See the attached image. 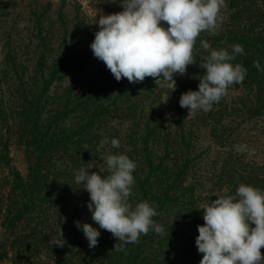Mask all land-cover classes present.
I'll return each mask as SVG.
<instances>
[{
    "label": "trees",
    "instance_id": "1",
    "mask_svg": "<svg viewBox=\"0 0 264 264\" xmlns=\"http://www.w3.org/2000/svg\"><path fill=\"white\" fill-rule=\"evenodd\" d=\"M226 3L228 9H234L231 18H236L238 21L243 18L247 25L243 28L238 27L240 31L236 29L226 36H213L211 41H207L209 44L213 42L218 49L225 48L229 51L234 44H241L244 47L245 54L237 55L232 61L233 64L239 63L247 68L244 82L232 86L234 89L238 88L241 93L229 101L227 96L223 97L213 106V110L206 113L198 111L190 121L184 118V110L179 104L181 96L178 98L177 95L172 94L168 104L179 117L175 131H167L168 127H163L165 121L157 120H153L152 127L150 123H145L140 133L137 128L139 124H134L128 130L126 136L133 146L128 156L140 164L137 165L139 169L136 168L133 173L137 183V187H134L135 198L139 202L148 201L157 207L159 203L165 202L171 189L179 186V190H183L182 185L190 174L193 161L190 155L194 124L199 121L211 123L214 125L215 137L221 138L228 134V138H232L237 136L240 123L246 122L248 117L255 118L264 113V73L253 66L256 60L264 66V0H226ZM257 18L255 25L252 21ZM260 22L263 24H258ZM41 25L42 20L37 17L38 38L45 40ZM68 48L67 51L75 50V43ZM12 52L14 51L11 49L6 55L7 70L3 72V75L6 73L7 81H0V164L8 168L7 174L0 175V264H37L36 251L40 242L46 240L44 238L47 237L46 233L49 229L48 217L50 218L53 209L60 213L63 209L65 212L69 209L70 220L65 223L69 226L68 235L77 232L76 221L82 223L93 221L87 207L88 193L84 195L86 197H80L79 201L74 199L75 194L78 193L74 174L80 167L88 166L92 159L98 156L97 151H94V143L103 135L101 132H92L88 135V132L94 127L107 124L110 113L115 112L110 110L103 100L105 93L114 90L115 86L120 93L126 87H122L124 86L122 81H111V71L103 61H100L106 81L83 86L79 93L75 92L76 85L70 86L66 94L61 97L56 96L51 101L47 94L62 68L60 70L56 65L54 69H47L45 66L47 54L43 51L35 74L38 81H21L22 92L19 94V87H14L8 81V75L11 73L8 70L9 66L15 63ZM5 82L8 85H4ZM139 83L142 90L152 89L151 83L147 81ZM179 83L181 92L185 85L183 81ZM189 83L191 89L198 90L199 80ZM119 93L117 92V95L120 96ZM126 98L132 97L127 94ZM132 103L131 101L130 115L132 109L133 111L137 109V105L132 106ZM226 117L231 120L232 125L222 126V123L226 122ZM236 118L240 119L239 122L233 121ZM65 121L68 124H65ZM187 125L190 128H187ZM160 132L167 142L164 156H157L154 149L150 148V143L161 135ZM172 132L175 133L176 139L179 138L181 153L179 160L168 162L170 154L168 142L173 141ZM14 140H18L25 148L29 164L27 176H23L10 165L9 147ZM67 152L71 155L68 156ZM92 153H94L93 158L89 159L88 156ZM246 159L244 152L231 149L226 152L223 165L219 169L217 167V170L213 169L216 174L213 179L220 182L215 186L230 187V191L224 195H234L241 183L264 190V162L262 164L251 162L253 165H250ZM144 165L148 171L142 180L140 172L144 170ZM156 174L164 177L165 185L159 184L157 192L153 193L151 189L155 182L151 183V177ZM198 182L200 181H193L179 194V198H182L181 203L185 206V209L179 211L180 223L182 221L194 223L195 217L198 224L204 221L194 210L198 198H191L193 191L198 188ZM163 186L165 189H162ZM217 198L218 196L206 197L205 202L208 204ZM92 225L99 227L94 221ZM64 227L59 228V233L62 229L63 237L66 235ZM100 231V237H110L112 234L104 229ZM152 232L154 231L150 230L147 237H150ZM185 234L187 235L181 233L180 237ZM70 237H76V234ZM124 252L125 257L128 258L122 257L123 260L137 264L136 251L127 254V251ZM107 258L110 262L111 257ZM110 264L114 263L110 262Z\"/></svg>",
    "mask_w": 264,
    "mask_h": 264
},
{
    "label": "rangeland",
    "instance_id": "2",
    "mask_svg": "<svg viewBox=\"0 0 264 264\" xmlns=\"http://www.w3.org/2000/svg\"><path fill=\"white\" fill-rule=\"evenodd\" d=\"M123 2L124 0H0V81H7L6 73L3 75V72L7 70L6 55L11 49L14 51L12 56L15 57V63L8 65V70L11 72L8 75V81L14 87H19V94L22 92L21 81H38L35 74L43 51L47 54L45 62L47 69H54L56 65L60 67V70L62 68L47 94L51 101L56 96L61 97L66 94L70 86L76 85L75 92L79 93L83 86L86 87L95 82L106 81V77L102 72L103 69L100 67L101 60L94 56L90 45L95 38V32L99 30L96 23L99 16L123 11L120 5ZM233 11L234 9H228L226 3V6L222 9L223 23L220 30L216 34L202 32L197 38L193 51L195 63L188 66L186 74L182 76L175 75V81L163 80L162 76L159 81H157V78L146 77L144 81L152 85V89L147 90H142L139 86L140 83L138 85L132 84L129 83L127 78H123L120 81L124 85L122 87L126 88L122 92L119 93V89L115 86L114 90L105 93L103 100L109 106V109L115 112L110 113L107 124L100 126L101 128L94 127L96 129L93 128L92 131L88 132V135L92 132H101L103 135L94 143V151H97L98 156L92 161L90 160L88 166H85L91 168L89 172L98 173L100 168H106L103 159L109 154L123 153L125 146H130L133 150V146L126 135L134 124H139L137 127L138 133H140L145 123H150L152 127L154 125L153 120L165 121L163 127H168L167 131H175L179 117L178 113L169 106V98L172 94L177 95L179 98L183 93L194 90L195 88H190L189 81H200V78H202L205 70L200 68L199 64L203 62V58L208 53L200 47L201 40L211 41L210 39H213V36H226L236 29L240 31L238 27H246L245 19L242 18L238 21L236 18H231ZM37 17L42 20L41 27L45 40L38 38ZM257 20L258 18L253 19L252 23L256 25ZM244 31H246V28ZM72 43H75V50L67 51ZM210 45L213 49H218L213 42ZM61 60L62 62H60ZM113 76L111 73V81H117ZM112 77L114 80H112ZM178 81H183L185 85L181 92ZM4 85H8L7 82ZM117 92L120 96L117 95ZM239 93L241 92L238 88L234 89L231 86L226 95L228 101L237 97ZM127 94H130L132 98H126ZM131 101L133 102L132 106L133 104L137 105V109L135 111L132 109L130 115ZM183 110L185 113L184 118L186 117L187 121L195 116H189L187 108H183ZM239 120V118L233 119V121L238 122ZM225 121L222 126L232 125L228 117L225 118ZM64 123L68 124L67 121ZM240 124L237 129V136L232 138H228V134L221 138L215 137L214 125L211 123L207 124L199 121L192 126L194 131L192 133L193 146L190 156L193 161L190 174L182 187L184 190L193 181H200L191 198H198L199 201L195 203L194 210L202 220L203 210L197 208L207 204L205 198L210 196L219 197L230 191L229 186H215L220 182L213 179V176L216 175L214 170L223 165L222 161H224L227 151L237 149L244 152L247 156L246 162L250 165H253L251 162L256 164L264 162V113L255 118L248 117L246 122ZM187 128H190V126ZM105 137L108 138V142L101 144ZM171 137L173 141L168 142L170 148L168 162L179 160L181 153L179 138L176 139L174 132H172ZM112 138L120 140L121 147L119 149L112 147ZM166 144L164 135L161 133L150 143V148L154 149L157 156H164ZM9 149L11 167L23 176H27L29 164L25 148L18 140H14ZM67 153L69 154V152ZM129 154L130 152H127V155ZM93 155L94 153L90 154L89 159L93 158ZM136 164L140 166L138 162ZM147 171L145 165L144 170L139 171L142 180H144ZM7 173L8 168L0 164V175ZM151 180V183L155 182L151 189L153 193L157 192L159 184L165 185V179L160 174L153 175ZM81 187L82 185L77 184L76 192L78 193L75 194L74 199L79 201L80 197L88 196L90 201V194ZM134 187H137L136 182ZM162 189H165V186ZM134 190L133 188V195L130 197V202L133 205L139 203L135 198L136 191ZM182 191L179 190V186L171 189L165 202L163 204L159 203L156 207L158 215L153 219L162 225L163 235L152 232L153 234L147 237L148 233L140 237L138 243L127 247L126 254L135 253L134 251L138 254L135 259L137 264H200L203 254L198 251L195 241L199 235L197 226L204 224V221L198 224L199 222L194 216V223L189 224L186 221L180 223L179 211L185 209L184 203H181L182 198H179ZM86 193L88 194L84 196ZM188 204L187 206H190ZM68 212L69 209H67V212L63 209L61 213L55 209L51 211V216L48 217L47 237L44 238L46 240L40 242L36 251L35 261L37 264H110V262L114 264H131L129 260L127 262L122 259V257L128 258L125 257L124 251H115V245L119 241L112 234H110V237H99V243L95 248H89L88 240L80 229L76 233L68 235L69 226L65 224L70 220ZM176 221H179V223H176ZM92 222H89V224H92ZM63 226H65L64 230L66 231L64 239L61 238L64 246L49 245L51 236L58 237L59 228H63ZM181 233H187V235L180 237ZM75 234L76 237H70ZM261 253L264 255V248L261 249ZM107 257H111L110 262ZM261 264H264V261Z\"/></svg>",
    "mask_w": 264,
    "mask_h": 264
},
{
    "label": "clouds",
    "instance_id": "3",
    "mask_svg": "<svg viewBox=\"0 0 264 264\" xmlns=\"http://www.w3.org/2000/svg\"><path fill=\"white\" fill-rule=\"evenodd\" d=\"M123 11L100 15L99 30L95 32L90 48L96 58L103 61L117 81L127 78L129 83H139L146 77L157 81H172L184 75L189 65L195 63L194 46L202 32L216 34L223 23L222 9L226 0H124ZM208 54L199 64L205 72L198 90L181 95L179 104L189 110V116L198 111L209 112L228 94L231 86L242 84L247 68L233 64L237 55H244L241 44L213 49L207 40H201ZM253 66L264 73L259 60ZM175 81V80H174ZM188 116V117H189ZM105 137L101 144L107 143ZM115 149L121 147L118 138L111 139ZM125 146L119 154H109L103 159L106 168L89 172L81 167L75 172V182L90 194L87 203L91 219L99 226L76 221L95 248L107 230L118 239L115 251H126L129 245L139 242L141 235L150 230L163 235L162 225L154 221L156 206L148 201L133 205L137 168L136 162ZM106 173V174H105ZM204 224L198 225L196 246L203 258L200 264H261L264 255V190L241 183L234 195H221L203 207ZM254 225V226H253ZM62 229L59 236H51L49 245L63 247ZM64 239V238H63Z\"/></svg>",
    "mask_w": 264,
    "mask_h": 264
}]
</instances>
